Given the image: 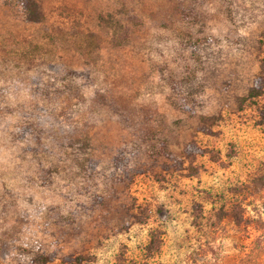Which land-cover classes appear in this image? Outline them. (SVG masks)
<instances>
[{"label":"rangeland","instance_id":"1","mask_svg":"<svg viewBox=\"0 0 264 264\" xmlns=\"http://www.w3.org/2000/svg\"><path fill=\"white\" fill-rule=\"evenodd\" d=\"M39 2L0 0V264H264V0Z\"/></svg>","mask_w":264,"mask_h":264},{"label":"trees","instance_id":"2","mask_svg":"<svg viewBox=\"0 0 264 264\" xmlns=\"http://www.w3.org/2000/svg\"><path fill=\"white\" fill-rule=\"evenodd\" d=\"M21 3L26 10L28 14V18L31 21L38 22L44 17V12L42 9V6L39 2V0H21ZM262 83V78H258L255 80L254 85L249 89V92L247 94V97L253 98L255 96H259L262 94V87L260 85ZM172 88H176L174 84H172ZM182 108L188 111H192V109H188V106L185 104H180ZM262 116L264 117V113H262ZM202 117V121H203ZM22 131L26 134V132L30 131V127H24L22 128ZM205 131V128H204ZM36 140L38 142H41L40 136H36ZM186 152L189 154H205L207 153V149L200 147L196 143H188L186 146ZM125 150L121 149L119 150L118 154L113 158V165L115 169L120 170L125 176H132L134 173L132 172V166L130 164L129 157L127 156ZM160 154L161 156H164L166 159L174 160V157L172 153L168 150L167 143L162 142L160 145ZM95 167V165H93ZM57 258L55 254H46L41 253L38 254V257L33 258L32 264H48L52 261H54ZM83 256L81 254L79 255H65L61 258L63 261V264H81L83 261Z\"/></svg>","mask_w":264,"mask_h":264}]
</instances>
